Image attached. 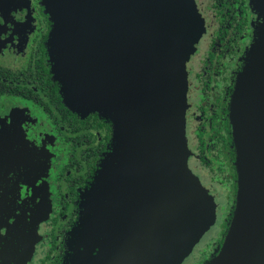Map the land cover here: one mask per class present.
<instances>
[{"label":"water","instance_id":"95a60500","mask_svg":"<svg viewBox=\"0 0 264 264\" xmlns=\"http://www.w3.org/2000/svg\"><path fill=\"white\" fill-rule=\"evenodd\" d=\"M44 5L63 102L112 125L89 190L105 250L119 264H180L216 219L187 166L185 64L202 30L193 0ZM229 124L235 196L220 245L201 264H264V40L237 74ZM0 264H10L1 253Z\"/></svg>","mask_w":264,"mask_h":264},{"label":"flooded vegetation","instance_id":"af4514ba","mask_svg":"<svg viewBox=\"0 0 264 264\" xmlns=\"http://www.w3.org/2000/svg\"><path fill=\"white\" fill-rule=\"evenodd\" d=\"M193 2L202 30L185 64L187 166L216 213L230 201L225 223L236 177L230 103L248 51L264 40V0ZM51 27L44 0H0V253L10 264H119L90 220L112 125L63 102Z\"/></svg>","mask_w":264,"mask_h":264},{"label":"rangeland","instance_id":"374dc122","mask_svg":"<svg viewBox=\"0 0 264 264\" xmlns=\"http://www.w3.org/2000/svg\"><path fill=\"white\" fill-rule=\"evenodd\" d=\"M220 194L226 190L225 187H215ZM220 204L222 206H220ZM230 204V201L226 200L219 202V212L216 213L215 223L201 236L199 241L195 244L190 254L184 258L180 264H200L207 260L214 248L217 245V241L221 238L222 229H224V210ZM224 205V206H223Z\"/></svg>","mask_w":264,"mask_h":264},{"label":"trees","instance_id":"16d2710c","mask_svg":"<svg viewBox=\"0 0 264 264\" xmlns=\"http://www.w3.org/2000/svg\"><path fill=\"white\" fill-rule=\"evenodd\" d=\"M229 216H230V213H229V215H228L227 218H226V222L224 223V229H223V231H222V233H221V236H223L224 233H225V230H226V227H227V223H228ZM221 239H222V237H221V238L219 239V241L217 242V245H220Z\"/></svg>","mask_w":264,"mask_h":264}]
</instances>
